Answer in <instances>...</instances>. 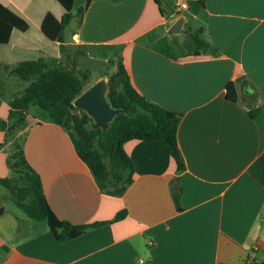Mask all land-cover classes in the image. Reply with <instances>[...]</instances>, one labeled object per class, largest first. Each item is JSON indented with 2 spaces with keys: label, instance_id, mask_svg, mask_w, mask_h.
<instances>
[{
  "label": "crops",
  "instance_id": "crops-1",
  "mask_svg": "<svg viewBox=\"0 0 264 264\" xmlns=\"http://www.w3.org/2000/svg\"><path fill=\"white\" fill-rule=\"evenodd\" d=\"M171 1L161 0L162 21L154 0H90L64 35L77 69L89 70L93 82L106 78L121 55L134 87L180 114L177 143L185 168L176 174L174 159L157 142L129 139L124 149L134 162V179L122 195L103 193L68 132L46 112L30 113L31 103L24 152L40 175L50 207L73 223L110 222L58 241L46 225L15 216L11 234H0V245L9 246L0 264L264 260V0H196L191 7L173 0L172 12ZM0 2L29 23L26 31L13 29L9 41L0 44L1 74L9 77L21 60L40 56L51 68L70 67L59 43L41 30L47 12L56 18L63 14L57 0ZM179 15L182 31L169 34L168 26ZM187 31L198 32L218 53L169 56L167 50ZM83 58L98 59L100 69L92 70ZM240 75L248 81L246 91H240ZM230 81L239 93L236 101L225 97ZM255 107L260 111L251 117L248 110ZM8 110L7 97L0 95V118ZM7 173L6 153L0 150V176ZM173 179L181 186V210L172 200ZM121 209L126 216L114 220Z\"/></svg>",
  "mask_w": 264,
  "mask_h": 264
},
{
  "label": "trees",
  "instance_id": "trees-1",
  "mask_svg": "<svg viewBox=\"0 0 264 264\" xmlns=\"http://www.w3.org/2000/svg\"><path fill=\"white\" fill-rule=\"evenodd\" d=\"M57 1L64 8L63 14L56 18L51 12H47L41 21V30L48 39L59 43L62 56L69 59L70 67L51 68L43 56L21 60L9 71V74L28 82L19 94L8 93L0 78V95L7 97L9 104L7 117L0 118V130L3 131L0 150L6 153L8 168L7 175L0 176V185L6 187L13 202L29 218L46 225L56 240L65 241L110 221L73 223L54 213L43 191L40 175L24 152L30 125L27 109L31 103L38 104L51 121L68 132L77 155L88 166L103 193L122 195L134 179V162L124 149V143L129 139H146L160 144L174 159L176 174L185 165L177 143L180 114L163 108L142 95L132 84L121 55L114 60V69L106 73V97L112 107L121 109L110 120L108 127L104 131L99 127H92V117L73 105V99L94 79L89 70L77 69L66 46L64 32L72 18L82 15L90 0ZM154 1L163 15L161 0ZM197 1L204 3V0ZM167 4L172 12L173 0ZM28 28L26 19L0 2V44L9 41L13 29L26 31ZM217 53V47L199 36L198 32L190 31H187V36L182 41L175 42L167 50V54L174 58ZM247 88L248 86L246 90ZM225 97L231 101L238 99L239 93L233 81L227 83ZM259 111L258 107L251 108L248 114L254 117ZM170 184L175 208L181 210V186L174 179ZM125 216L126 210L121 209L114 220ZM8 251L7 244L0 245V263ZM254 264H264V260Z\"/></svg>",
  "mask_w": 264,
  "mask_h": 264
},
{
  "label": "water",
  "instance_id": "water-1",
  "mask_svg": "<svg viewBox=\"0 0 264 264\" xmlns=\"http://www.w3.org/2000/svg\"><path fill=\"white\" fill-rule=\"evenodd\" d=\"M184 17L179 15L169 26V34H177L182 31ZM237 80L242 81L240 91H246L248 81L242 76H238ZM108 90L107 79L102 77L88 85L80 94L72 101L73 105L85 111L92 117V127L101 128L104 131L110 120L121 112L120 108H114L106 97Z\"/></svg>",
  "mask_w": 264,
  "mask_h": 264
},
{
  "label": "rangeland",
  "instance_id": "rangeland-1",
  "mask_svg": "<svg viewBox=\"0 0 264 264\" xmlns=\"http://www.w3.org/2000/svg\"><path fill=\"white\" fill-rule=\"evenodd\" d=\"M176 1V0H175ZM174 1V2H175ZM184 1L186 4H188L190 7L196 3V0H182ZM72 23V22H71ZM71 24H69L70 26ZM69 27H66V30ZM86 58L82 59V63L86 62L85 60ZM92 70H98L100 69V64L101 62L98 59H95L94 61H88L87 60V64ZM95 64H97L95 66ZM108 72V71H107ZM106 72V73H107ZM0 77L3 81V83L6 85V87H9L10 90L12 91V94H19L20 92H22L23 86L25 85V80L20 79L19 77H17L16 75H11L9 77H6V75H3L0 73ZM105 78V77H104ZM107 79V77H106ZM8 90V89H7ZM6 90V91H7ZM42 112L44 113L45 111L36 103H32L30 105L29 108V112ZM3 208V211L0 212V234H2L3 232L9 236L10 230L12 225H14V221L12 220L15 216H21V217H26L27 219H30L31 223H36L33 219L29 218L25 212L22 210V208H20L19 206H17L13 200H12V196L10 194V192L6 189V187H4L3 185H0V209ZM41 225V224H40ZM7 244V243H5ZM261 260V259H256Z\"/></svg>",
  "mask_w": 264,
  "mask_h": 264
},
{
  "label": "built area",
  "instance_id": "built-area-1",
  "mask_svg": "<svg viewBox=\"0 0 264 264\" xmlns=\"http://www.w3.org/2000/svg\"><path fill=\"white\" fill-rule=\"evenodd\" d=\"M181 7H186V3H181ZM165 19H166V18L162 15V16H161V20H162V21H165Z\"/></svg>",
  "mask_w": 264,
  "mask_h": 264
}]
</instances>
